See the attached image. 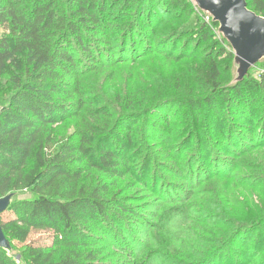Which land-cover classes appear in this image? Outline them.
Here are the masks:
<instances>
[{
	"label": "trees",
	"instance_id": "obj_1",
	"mask_svg": "<svg viewBox=\"0 0 264 264\" xmlns=\"http://www.w3.org/2000/svg\"><path fill=\"white\" fill-rule=\"evenodd\" d=\"M246 3L264 16V0ZM190 15L194 25L187 21ZM172 16L184 19L183 27L167 29L164 34H191V41L209 43L217 56H223L220 60L214 54L202 58L209 92L202 99L181 103L184 112L192 113L193 125L189 130L183 128L189 135L173 144L182 150L195 138L192 154L185 157L186 166L192 169L199 154L208 159L211 153L217 173L220 150L203 149L205 140L194 128L199 125L207 130L211 118L208 122L205 115L210 111L216 115L217 105L224 104L231 114L224 122L226 131L218 134V140L210 134L206 141L231 150L239 139L236 114L259 100L264 92V71L222 90L230 81L233 54L215 38L217 25L204 21L189 0H0V198L12 194L5 212L13 216L6 221L0 216L10 244L8 250L0 248V264H245L242 257L238 260L239 254L245 259L244 250L238 254L233 247L243 243L260 253L258 260L251 256L246 264H264L260 222L228 228L231 221L215 220L203 212L195 214L197 225L201 224H193L181 241L153 234L145 242L142 236L151 234L155 226L148 229L140 205L129 204L128 196H118L119 190H113L116 180L131 172L129 159L141 152L140 165L134 168L138 183H148L142 171L152 163H163L149 155V140L171 141L168 132L178 129L177 122L171 121L160 102L114 116L99 97L88 101L94 107L85 108L83 78L150 52L168 54L155 35L157 30L162 33L163 21ZM82 112L103 121V127L85 122L73 135L56 140V130ZM182 112L175 114L179 115L176 119ZM128 119H136L134 125ZM137 131L140 136L134 138ZM259 137L257 146L264 144V134ZM135 144L137 152L131 156ZM180 157L177 151L172 159L180 163ZM198 172L188 170L186 175L193 182ZM152 176H157L155 170ZM155 183L150 187L153 193L158 191ZM164 190L171 192L169 187ZM24 194L28 195L22 197ZM184 212L194 219L193 212ZM36 230L50 232L52 244L67 247L69 252L54 259L52 250L28 240ZM251 233L252 240H246ZM14 241L22 245L16 249ZM98 256L116 260L102 262Z\"/></svg>",
	"mask_w": 264,
	"mask_h": 264
},
{
	"label": "rangeland",
	"instance_id": "obj_2",
	"mask_svg": "<svg viewBox=\"0 0 264 264\" xmlns=\"http://www.w3.org/2000/svg\"><path fill=\"white\" fill-rule=\"evenodd\" d=\"M182 1L184 2V0ZM189 2L204 21L211 20L195 7L192 0H189ZM177 17L172 16L168 20H164L161 26L162 33L157 30L158 34H154L158 37L159 44H162L161 46L167 49L168 54L162 55L157 52H150L144 57H136L134 62H125L114 68L104 69L102 72H96L83 78L85 80L83 82L85 89L83 98H87V102H90L94 97L105 100L106 108L112 111L111 116H114L115 112L127 114L134 110L153 107L160 102L161 104L164 103V108L168 112L171 121L177 122L176 127L178 129L168 132L169 138L172 139L171 141L149 140L150 146H148V149L151 152L149 155L158 162L163 163H152L145 171H142L148 183L145 185L138 183L140 177L136 175L134 168L140 165V159L143 155L141 152L135 158L131 157L129 159V165L132 167L131 172L123 179L116 180L113 190H119L118 196H128L129 200L127 202L129 204L140 205L141 212H143V216L148 221V229H150L151 224L155 226L151 230V234L147 237L142 236L145 242L153 234H160V236L165 238L172 236L181 241L193 224H196L197 227L201 224L198 223L197 225L198 219L195 218V214L203 212L208 213L207 216L213 217L215 220L225 219L226 221H231L228 228H232L239 223L257 225L260 222L258 230L260 228V230L264 231V144L260 143L257 146V139L260 138L261 134H264V123L262 122L264 120V92L261 93L259 100L251 101L254 103L247 109L245 108L244 113L236 114L234 121L240 122L239 139L237 143L235 142L232 145L233 148L231 150L227 147H225V150L219 149V144L213 146V144L206 141L210 134H214L213 140L216 141L218 140V134L226 131L227 127L224 126V122L231 118L229 111L224 104H219L217 105L219 110L216 115H212L211 111L208 115L204 112L207 121L210 118L211 121H208L207 130H202L199 125L195 127V134L204 138L203 149L207 148L208 152L209 150L212 151V148L215 151L220 150L218 154L221 152V156L217 160L220 170L217 173L213 170L215 164L211 161V153H209L208 159H204L199 154L194 167L188 169L185 157L192 154L191 150L194 147L195 138L184 144L182 150L178 149V144L173 145L178 143L182 136L189 135L182 131L183 128L186 127L188 129L193 125L192 113L184 112V105H181V103L186 102L189 98L194 100L202 99L208 94L209 91L207 90L201 62L205 55L214 54V56H217V53L213 52L215 47L212 49L209 43L199 39L191 41L192 39H189L191 34L179 35L178 37L164 34L163 31L167 29H172L173 31L176 27L178 30L181 28L184 19L181 20ZM192 20L193 15H190L187 21L194 25ZM2 33L3 28L0 26V35ZM214 33L215 38L221 43L220 46L231 51L227 42L218 33V25L214 28ZM154 41L156 42V40ZM170 42L172 45L175 44L172 54ZM181 48L183 49L180 53ZM222 57L217 56L218 60ZM231 68L230 81L223 84L222 90L235 77V68L234 66ZM263 71L264 59L251 67L243 79L248 77L257 78L258 74ZM89 102L85 108L94 107L95 104L92 105ZM236 104H239L238 101ZM182 110L181 117L176 119L179 115L176 117L175 114ZM80 114L81 116L78 119L70 118L56 130V140L63 136L73 135L77 129L84 127L85 122H92L93 126L98 129L103 127V121L94 120L86 112ZM101 118L105 119V117ZM128 120L130 125H134L136 119ZM218 124L221 125V128L217 130ZM77 125H79L78 128ZM138 136H140L139 131H137L134 138ZM177 151L181 155L180 163L175 161L178 159H172ZM136 152L135 144L131 149V156H134ZM203 164H205L204 167L202 166ZM154 170L157 172L155 178L152 176V171ZM188 170L195 172L199 170L193 182L186 175ZM160 177L162 181L159 180ZM157 178L159 179L157 180ZM155 181L158 191L153 193L150 187ZM165 187H169L172 193L166 192L164 190ZM166 193L171 200H168ZM27 195L24 194L22 197ZM176 196H178V200L173 199ZM179 209H181L182 213L176 211ZM164 210H167V212L163 213ZM185 210L193 212L191 216L194 219L186 216ZM1 217L2 221H6L13 216L4 212ZM182 231L183 233L180 234ZM252 235L253 233L247 235L246 240H252ZM28 240H33L52 250L54 259L59 258L65 252H69L67 247L54 246L51 240V233L45 230L32 231ZM13 243L16 249L22 245L15 241ZM233 247L238 250V254L240 250H244L245 259L242 254H239L238 260H241L242 257V262L245 264L251 256L252 258L256 257L257 260L260 258L258 248L250 249L253 246H248L246 243L242 245L234 244ZM262 249H264V243L262 244ZM79 250L76 249V252ZM85 251L81 254H86ZM96 259L102 262H110L115 261L116 257L98 256Z\"/></svg>",
	"mask_w": 264,
	"mask_h": 264
},
{
	"label": "water",
	"instance_id": "obj_3",
	"mask_svg": "<svg viewBox=\"0 0 264 264\" xmlns=\"http://www.w3.org/2000/svg\"><path fill=\"white\" fill-rule=\"evenodd\" d=\"M210 22L218 25V33L233 54L235 77L228 86H235L248 70L264 59V16L249 9L246 0H192ZM232 72V68H231ZM12 194L0 198V216L9 206ZM0 248L8 250L9 240L0 226Z\"/></svg>",
	"mask_w": 264,
	"mask_h": 264
}]
</instances>
